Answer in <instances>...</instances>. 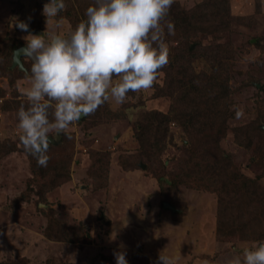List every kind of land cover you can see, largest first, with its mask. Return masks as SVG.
<instances>
[{
    "label": "rangeland",
    "instance_id": "374dc122",
    "mask_svg": "<svg viewBox=\"0 0 264 264\" xmlns=\"http://www.w3.org/2000/svg\"><path fill=\"white\" fill-rule=\"evenodd\" d=\"M204 1L174 0L175 11L166 17L174 21L175 31L165 35L169 47L165 66L174 50L185 46V40L197 42L198 47L191 45L196 52L231 46L232 73L226 81L230 105L227 109L229 101L225 99L227 112L223 120L220 117L225 136L217 139V146L234 172L222 176L221 183L226 188L231 180L241 185L245 180L250 192L256 193L257 186L264 190V107L258 105L264 102V0H223L230 14L229 26L186 39L189 34L185 33L183 12ZM44 3L0 0V262L115 264L114 252L123 250L128 264H154L164 249L179 256L177 264H227L234 249L241 252L253 241L264 239V204L255 215L247 205L245 191L233 202L237 209L225 213L232 218L234 233L222 236L218 233V193L214 191L219 186L208 180L203 189L171 186L178 159L193 158L196 152L190 148L205 145L204 140L191 143L187 128L193 121L188 125H181L182 120L171 121L159 134H153L161 140L158 162L163 163L164 172L155 171L156 160L148 162L141 157L139 161L142 139L136 137L135 129L141 115H173L171 109L176 107L159 93L166 83L161 72L152 87L130 91L124 103L110 98L82 117L84 120L73 122L58 135L53 133L47 166H38L19 140L16 115L21 104L27 106L22 89L28 86L31 60L21 57L20 74L7 56L11 54L9 43L25 44L29 32L47 30ZM17 20L29 23L28 32L15 26ZM56 22L60 32L73 28L58 15ZM190 68L196 78L207 83L209 91L202 87L195 99L189 96L186 105L192 109H186L197 114L198 125L211 120L210 126L217 127L220 124L212 114L216 103L204 104L199 98L220 96L221 88L210 84L212 72L203 61H195ZM181 112L187 113L185 108ZM234 128L247 129L250 141ZM251 222L260 225L251 226Z\"/></svg>",
    "mask_w": 264,
    "mask_h": 264
},
{
    "label": "clouds",
    "instance_id": "9594fccd",
    "mask_svg": "<svg viewBox=\"0 0 264 264\" xmlns=\"http://www.w3.org/2000/svg\"><path fill=\"white\" fill-rule=\"evenodd\" d=\"M173 3L94 0L85 9V18L65 33L57 30L56 22L65 0H45L47 30L29 32L25 45L16 50L31 60L28 86L22 89L27 106L21 104L16 113L19 140L40 166H47L50 159L53 133L69 129L110 98L122 104L130 91L153 86L169 60L165 35L174 34L175 28L166 17ZM15 26L29 30L24 20ZM126 256V251L114 252L115 264H128ZM178 259L162 249L154 264H177ZM227 264H264V239L241 252L234 249Z\"/></svg>",
    "mask_w": 264,
    "mask_h": 264
},
{
    "label": "trees",
    "instance_id": "16d2710c",
    "mask_svg": "<svg viewBox=\"0 0 264 264\" xmlns=\"http://www.w3.org/2000/svg\"><path fill=\"white\" fill-rule=\"evenodd\" d=\"M68 0H65V2ZM94 0H73V2H66V8L58 13V16L61 18H66L69 20L72 27H74L79 20L85 18V9L90 5L93 4ZM79 5L76 9L75 5ZM197 10L201 9V11L197 10H187L183 12L184 16V26H185V33L188 32L189 36L186 39L191 37H197L199 35H211L217 32L220 29H225L229 26L230 23V14L225 7V2L223 0H206L200 4L195 6ZM169 11H175V6L171 5ZM200 13V14H199ZM169 14V13H168ZM176 14V13H175ZM166 35H168L166 33ZM199 43V41H198ZM195 45L198 47L197 42H190L185 40V46L180 47V49H176L173 52V57L171 56L169 64L164 66L159 72L164 74L165 81L164 86L161 88L164 90L159 92L161 95L168 97L172 104H175L176 107L171 109L173 115H161L157 112H148L146 114H142L140 121H139V128L135 129L136 137L142 139V146H140V152L138 154L139 161L144 158L146 161L156 160L159 161V150L161 149V140L154 137V133L159 134L162 130H164V125H168L171 121H178L182 120V123L187 124L192 122L188 125L187 133L190 136L191 140L194 141L195 145L198 140L205 141V145L199 149H195L192 146L190 150L193 152V158L183 159L182 157L178 159V164L175 166V170L173 172V180L174 182L171 184L173 188L186 186L189 188H197L203 189L207 185L205 180H208L213 185L219 186L218 189H215L216 193H218V233L222 236L228 235L233 228L234 223H231L232 218L230 216H226L225 213L228 210H236L237 207L234 206L235 198H238V195L241 196L247 193L246 200L247 205L250 207L252 212L255 215L258 214V208L262 206L261 201L264 199V190H261L258 186L256 187V193H251L250 186L248 183L242 181V185L240 183L234 182L233 180L230 181L229 185L223 187L221 181H223L222 176L227 177L229 173L234 171L232 167H228L229 160H226L222 156V152L219 150L218 145V138H222L225 136V124H220V117L225 116L227 112L226 106L230 105V101L228 100L229 90L227 88V80L229 75L232 73L231 71V62L234 59L233 50L229 44L225 45H217L214 50L206 48L201 52H196L195 48L191 45ZM10 47L8 52L11 54L7 56V61L10 60L13 56L14 50L17 48L24 46L25 44L20 42H11L9 43ZM201 60L204 62L206 67H209L210 71L212 72L213 78L210 79V84L218 85L221 88L220 96H215L211 98L210 96L200 97L204 104H215L216 103V110L212 112V114L217 117L218 124L217 127L210 126L211 120L206 124L198 125L197 119L199 118L197 114L194 112H188V107L192 109L191 106L186 105V100L190 96L191 99H195L198 90L207 88V83L202 82L196 75L193 73V69L190 68V65L193 64L195 61ZM7 65H9L7 63ZM18 66H15V69L18 73L23 74L22 71L18 69ZM211 93V91L209 92ZM212 94V93H211ZM190 98L188 102L190 103ZM223 99V102H221ZM229 101V104H226V100ZM194 101V100H192ZM226 104V106H225ZM259 107H264V102H260ZM179 107H181L179 109ZM185 108L186 115L181 112ZM187 116V117H186ZM82 118L78 121L84 120ZM163 126V129L161 128ZM235 130L241 131L239 128H234ZM234 130V131H235ZM159 131V132H158ZM247 129L241 131V136L244 137L246 141H250V136L246 135ZM257 132H260L258 129ZM152 133V135H151ZM236 133V132H235ZM234 133V135H236ZM239 138V133L238 136ZM261 138L264 139V132H261ZM151 141H150V140ZM140 141V140H139ZM257 142V141H256ZM211 145V146H210ZM189 149V148H188ZM202 156H204L202 158ZM201 158V159H200ZM142 161V160H141ZM140 161V162H141ZM210 165H207V164ZM207 165V166H206ZM39 167H41L38 164ZM158 171L159 173L164 172V165L163 163L158 162ZM147 167V166H146ZM42 168V167H41ZM157 169V167H156ZM230 169V170H229ZM224 183V182H223ZM226 190H222V189ZM244 191L246 193H244ZM242 199V198H241ZM257 206V207H256ZM264 210V208H263ZM257 212V213H256ZM251 226H258L260 224H255L253 222L250 223ZM234 233V231H233ZM241 236L244 235L241 231L238 232ZM240 236V237H241ZM0 264H29L24 260H17L15 262H0ZM44 264H53L50 261L45 262ZM54 264H72V263H54Z\"/></svg>",
    "mask_w": 264,
    "mask_h": 264
},
{
    "label": "water",
    "instance_id": "95a60500",
    "mask_svg": "<svg viewBox=\"0 0 264 264\" xmlns=\"http://www.w3.org/2000/svg\"><path fill=\"white\" fill-rule=\"evenodd\" d=\"M22 47H19L17 49H20ZM16 49V50H17ZM16 50H14L13 52V57H12V66L15 67V66H18L19 69H23L22 67V61H21V57L24 56L23 54L21 53H18ZM165 208H169L170 210L174 211L173 207L172 206H168L167 204H164L163 205Z\"/></svg>",
    "mask_w": 264,
    "mask_h": 264
}]
</instances>
